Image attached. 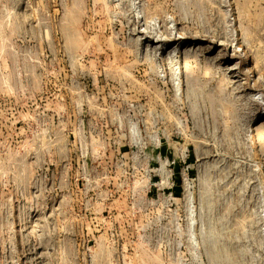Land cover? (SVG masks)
Returning <instances> with one entry per match:
<instances>
[{"label": "rangeland", "instance_id": "rangeland-1", "mask_svg": "<svg viewBox=\"0 0 264 264\" xmlns=\"http://www.w3.org/2000/svg\"><path fill=\"white\" fill-rule=\"evenodd\" d=\"M0 264H264V0H0Z\"/></svg>", "mask_w": 264, "mask_h": 264}]
</instances>
